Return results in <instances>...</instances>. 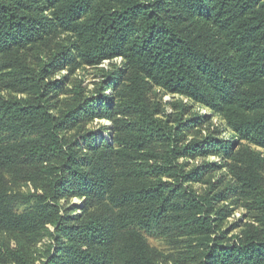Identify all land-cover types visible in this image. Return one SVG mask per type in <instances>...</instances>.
Masks as SVG:
<instances>
[{"label": "trees", "instance_id": "1", "mask_svg": "<svg viewBox=\"0 0 264 264\" xmlns=\"http://www.w3.org/2000/svg\"><path fill=\"white\" fill-rule=\"evenodd\" d=\"M106 62L105 89L79 87L57 116L50 102L68 77L53 78ZM155 88L210 114L186 117L185 104L165 114ZM85 116L111 123L98 143L92 132L64 136ZM209 157L223 162L185 163ZM223 168L227 186L221 176L193 188ZM2 174L35 192L21 212L0 194V264H264V0H0ZM79 195L83 212L68 218L61 201ZM226 199L257 224L221 242ZM136 228L200 242L176 259Z\"/></svg>", "mask_w": 264, "mask_h": 264}, {"label": "rangeland", "instance_id": "2", "mask_svg": "<svg viewBox=\"0 0 264 264\" xmlns=\"http://www.w3.org/2000/svg\"><path fill=\"white\" fill-rule=\"evenodd\" d=\"M110 63L106 62L102 66H98L96 68L91 67H83L80 68L78 71H76L74 74L70 75L68 74V71H64L57 76L53 78V80H60L62 77L67 76L68 79L66 81V84L62 87L60 92L58 94H54V97L52 98V101L50 102L51 105H54V113L57 116H60L62 113L67 111L68 107L67 104L71 101L72 97L74 96V93L78 91V88L81 87L87 92V95L89 96H97L101 90L105 89V71H110ZM102 87V88H101ZM101 89V90H100ZM112 89V88H111ZM110 91V88L108 87L107 92ZM3 94L7 96L8 98H23L24 95H20L19 93H16L14 91H4ZM151 98L154 101H160L164 104V111L165 114H171L176 116V114L179 112V109L181 107V104H185L189 107V113L186 117H192L194 115H200V114H210V112L198 105L193 104V102L188 101L187 99H184L180 96H173L170 94L165 93L159 88H155L151 93ZM212 124L214 125H220L224 124L220 117H214L212 119ZM111 127V123L108 119H103L100 117L91 119L87 116L84 118H80L74 127H72L70 130L65 132L64 136H66L69 140H72L77 134L79 133H86V132H92L93 137H96V143L100 141V137L97 135L99 132L103 129H109ZM107 131V130H106ZM202 134L200 138H202L205 133L206 129L203 128L200 130ZM221 133L219 134V137H224L225 139L231 138V133L226 131L225 127H221L220 129ZM199 132V133H201ZM108 137V136H107ZM109 138V137H108ZM191 138H194L193 136ZM252 149H257L255 146H251ZM259 151H263L260 149H257ZM91 153L90 148L86 145V142L81 143V146L79 148V155L81 157L86 158ZM188 164L189 169H194L198 167L199 165L209 163V162H219L222 163L223 161L219 159L218 157H209V158H198V159H191V160H185ZM223 176V179L225 180V186L228 185V183L232 182V177L230 176V173L227 169L223 168L221 171L216 173L212 177L206 178L204 183L202 184H196L193 186V188L198 191L200 194L205 193L208 188L210 187V184L213 183L216 178ZM0 194L1 195H8L12 200L11 205H16V211L21 212L24 209H26L25 204V197H28L29 195L33 194L35 192V188L29 183H18L15 182L13 177L8 174H2L0 176ZM206 183V184H205ZM225 186H217V190H221L225 188ZM85 198L82 196H76L73 198H67L61 201L62 206L67 209L66 215L68 218H71L75 215H81L83 212V207L85 204ZM224 205H230L232 208L231 214L228 217L227 213H225L224 221L218 223L217 233L215 236H220L222 234L224 239L221 242H228L232 239H234L237 235H239L246 224H257V219L255 215L251 212H249L247 209L236 205L235 202H233L232 199H226L222 203H218L217 209L215 214H219L221 210L224 208ZM138 231L137 233L142 234L148 245L151 247V249H155L157 251H160V253L172 256L173 258L176 257V259H184V257L190 253L192 250L196 249L198 247V243L200 241L198 240H191V239H185L183 241L179 240H165L163 238H156L149 233H146L139 228H136ZM2 231V230H1ZM4 232V231H2ZM3 235L0 233V237ZM131 235H127L126 233H122L120 235V241L116 245V249L118 250L121 243H125L130 239ZM214 236V237H215ZM208 241V239H207ZM120 261V260H119ZM115 261L114 264H124L122 262ZM183 262L180 261L179 264H182ZM167 264H175L174 261H168Z\"/></svg>", "mask_w": 264, "mask_h": 264}]
</instances>
